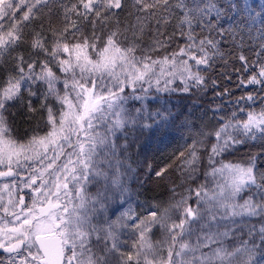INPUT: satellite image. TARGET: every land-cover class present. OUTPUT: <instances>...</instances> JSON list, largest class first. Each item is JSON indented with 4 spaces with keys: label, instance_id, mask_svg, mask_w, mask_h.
I'll use <instances>...</instances> for the list:
<instances>
[{
    "label": "snow or ice",
    "instance_id": "6c2138e0",
    "mask_svg": "<svg viewBox=\"0 0 264 264\" xmlns=\"http://www.w3.org/2000/svg\"><path fill=\"white\" fill-rule=\"evenodd\" d=\"M246 20L218 0H0V264H129L106 213L153 177L168 207L132 218L135 264H264V154L229 159L264 142V19ZM177 125L197 129L178 163L141 179L131 149Z\"/></svg>",
    "mask_w": 264,
    "mask_h": 264
},
{
    "label": "trees",
    "instance_id": "16d2710c",
    "mask_svg": "<svg viewBox=\"0 0 264 264\" xmlns=\"http://www.w3.org/2000/svg\"><path fill=\"white\" fill-rule=\"evenodd\" d=\"M128 2L129 6H131V0H128ZM218 3L225 7L229 3L240 5L244 13L247 14L245 23L252 29V35H257L255 29L260 26V21L264 19V16L255 19L254 16L257 11L264 13V0H218ZM220 23L226 28L230 26L227 20H221ZM241 27H243L242 24ZM253 43H255V41H253ZM243 47L246 54L250 55L251 53L247 51L249 47L247 38ZM226 85L233 87V91H237V89L228 84V82H222L221 84L222 87ZM239 91L242 92L244 90L241 89ZM172 103L176 105L174 111L180 112L187 110L188 112H192L197 119L190 120V122L195 123L198 128H204L206 125L211 129L217 124V120L212 118L211 112H209L207 116H204L202 111L194 110L190 107L191 101L187 98L173 97ZM186 119L188 118L186 117ZM34 123V121H29L21 116L17 121L19 134L23 135L26 130L30 132ZM196 130L197 129H193V132L190 133L187 129H180L179 125H177L176 127L162 128L159 133L155 134L145 131L144 135L140 137L139 141H137L135 146L131 149V156L133 159L132 167L138 170L137 175L140 176L141 179H148L147 176L144 175L147 171L145 163L151 165L154 170H158L166 165L175 166L176 163H178L177 157L179 151L183 150L186 142H190ZM261 154H264V142L257 139L256 141H249L247 144L241 146L240 151L236 153L235 156L229 157V159L237 162H244L250 155L259 156ZM257 164V171H264V169L259 168L260 164H264V160L257 161ZM94 191V188L89 189V192ZM123 199L125 203L123 207L116 212V215L113 216L112 211L117 205L110 204L106 216L110 217L112 221H118L116 223V229L121 240V245L126 252H131L134 256V260L129 262V264H135L136 250L132 247V244L133 240L138 238V230L131 226L132 218L138 217L143 219L149 211H156L158 216L162 215L164 209L168 207V194L165 185L156 182V179L153 177L150 182L142 186L137 181H131L129 191ZM129 212L131 213V217L123 215ZM146 235L151 239L154 245L163 239V232L158 227H153L152 231ZM160 255L164 257L167 256L166 246ZM149 258H151V253H149ZM142 260L143 257L141 256V261ZM112 264H120V262L113 259Z\"/></svg>",
    "mask_w": 264,
    "mask_h": 264
},
{
    "label": "rangeland",
    "instance_id": "374dc122",
    "mask_svg": "<svg viewBox=\"0 0 264 264\" xmlns=\"http://www.w3.org/2000/svg\"><path fill=\"white\" fill-rule=\"evenodd\" d=\"M11 180H12V178H8L7 181H5V180H0V187H2V184H3L4 182H11ZM25 191H27V189H25ZM19 194H20V193H19V191L17 190V198H18V195H19ZM0 195L5 196V198H7L6 193H4V192H2V191H0ZM27 201H28V198L26 197V203H27ZM0 215H2V213H0Z\"/></svg>",
    "mask_w": 264,
    "mask_h": 264
}]
</instances>
